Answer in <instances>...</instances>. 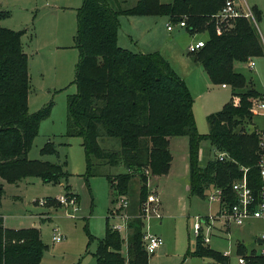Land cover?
<instances>
[{
  "label": "trees",
  "instance_id": "1",
  "mask_svg": "<svg viewBox=\"0 0 264 264\" xmlns=\"http://www.w3.org/2000/svg\"><path fill=\"white\" fill-rule=\"evenodd\" d=\"M224 1L138 0L123 8L119 2L113 7L107 0H83L77 9L76 92L67 97L64 136L81 137L85 175H101L95 169L105 165L125 168L124 172L106 175L114 193L112 203L122 198L126 201L118 210L110 209L111 216H119V211L127 209L132 178L138 177L140 186L135 215L128 213L125 221V236L108 224L107 217L104 236L98 239L92 252L93 264H149L150 254L143 241L145 221L140 209L149 193V171L151 175H166L170 169V137L187 138L189 194L206 198L217 188L225 204L231 205L236 201L231 185L242 177V167H248L249 187L256 195L259 193V130L235 128L243 119L252 121L256 115L254 103L260 101L263 93L234 69V63L264 56V43L247 17L219 22L215 15ZM252 10L257 22L263 23L264 33V9ZM7 13L0 10V20ZM120 15L167 16L173 23L185 18L190 34L207 32L204 45L190 52L192 59L202 66L213 84H225L231 89L223 107L208 115L207 134L197 131L192 96L170 63L157 51L134 52L118 44ZM217 24L221 25V32L216 31ZM24 32L0 25V178L8 183L27 177H37L44 183L65 180L66 197H74L77 203L78 194L67 181L70 173L65 169L66 162L59 164L27 156L51 105L28 111V56L21 42ZM100 138L117 140L119 148H103ZM203 140L210 142L214 152L212 158L201 163L199 146ZM56 152V145L50 140L40 149L41 155ZM218 152L226 153L227 157L218 159ZM1 191L0 183V194ZM46 201L60 206L55 197H46ZM3 222L0 214V264H39L47 249L40 229L7 228ZM85 228L88 248L94 236L87 224ZM237 249L245 264H264V255H244L241 244ZM189 255L226 262V255L212 250L198 238Z\"/></svg>",
  "mask_w": 264,
  "mask_h": 264
},
{
  "label": "rangeland",
  "instance_id": "2",
  "mask_svg": "<svg viewBox=\"0 0 264 264\" xmlns=\"http://www.w3.org/2000/svg\"><path fill=\"white\" fill-rule=\"evenodd\" d=\"M171 1L160 0L163 3ZM82 3L83 0H0V9L8 12L0 20V25L14 31H25L21 42L28 56V111L35 112L51 105L50 113L40 122L38 134L27 156L59 164L66 162L65 169L70 173L68 184L79 197L74 206L59 203L60 206L56 207L47 204L46 197L58 199L57 197L64 195L65 180L44 183L37 177H27L17 183H8L0 178V214L4 217L6 227L18 229L34 226L40 229L47 249L39 264H88L93 261L92 252L98 239L104 236L107 217L109 225L126 223L123 215H135L137 207L140 186L138 177H134L130 184L127 209L119 211V216H111L109 210L116 211L120 205L119 201L112 203L114 193L106 175L124 172L125 168L121 165H105L95 169L101 175H85L86 160L81 137L64 136L67 97L76 92L74 80L79 50L75 46L74 37L77 31V9ZM121 3L124 7H130L135 4V0ZM239 3L242 11L251 10L255 22L249 19L264 43L261 36L263 23L257 22L252 10L256 7L262 11L264 0H239ZM114 5L111 4L115 7ZM120 19V43L121 38L130 39V34L133 41L141 47L159 52L170 63L177 75L185 81L192 96V112L197 131L207 134L208 115L220 110L231 95L230 88L223 89L220 84H213L201 65L196 68L193 66L192 54L188 52L187 46L195 40L206 38L207 32L192 35L186 27H179L173 22V30L169 31L166 28V22L169 21L167 16L149 17L150 22L134 24L129 23V16H121ZM132 51L135 52V49ZM255 62L256 66L252 70L247 67L244 69V64L240 62H235L234 68L237 71L243 70L247 78L252 76L255 88L263 91L264 56L257 57ZM257 104L258 101L254 103V113L258 111ZM254 127L258 130L264 127L263 114L254 116L251 122L243 119L235 130L249 131ZM47 140L55 143L57 152L41 155L40 149ZM171 142L173 160L168 174L151 175L150 171L148 174L149 193L146 196L157 193L159 205H147L146 198L140 209L144 214L145 207H152L161 215V218L148 216L145 220V229L156 233L163 241L162 253L153 256L150 254L149 264H240L239 258L243 255L237 249L238 244L242 245L244 255H259L262 243H258V239L264 236L262 219L251 220L243 230L232 225L229 234L210 236L209 247L226 255V262L189 255L195 246L192 229L194 217L215 210L216 203L189 194L187 138L173 136ZM99 143L103 148H119V142L112 138H100ZM213 152L208 140L201 141L200 162L204 163L212 158ZM40 201L45 202L41 205ZM86 224L94 236L88 248ZM54 229L63 235L61 242H53ZM121 232L124 235L125 229Z\"/></svg>",
  "mask_w": 264,
  "mask_h": 264
},
{
  "label": "built area",
  "instance_id": "3",
  "mask_svg": "<svg viewBox=\"0 0 264 264\" xmlns=\"http://www.w3.org/2000/svg\"><path fill=\"white\" fill-rule=\"evenodd\" d=\"M241 5L239 0H225L222 8L215 15L217 19L221 22L222 20L233 19L235 17L244 16L247 18L253 19V15L250 9L241 10ZM170 21V20H169ZM166 24L167 30H173L171 25V21ZM255 22V20H254ZM179 27L186 26V19L182 18L176 22ZM216 31L221 32V25L217 24ZM204 41L198 40L194 43L188 45V51L194 52L200 47L204 45ZM248 67L252 68L254 66L253 60H248ZM223 87L225 84L222 85ZM257 109H259L264 115V92L260 101L257 104ZM259 159L257 163V167L259 170V175L261 178V186L259 189V193L256 195L253 193L252 189L249 187L246 172L248 167H242V177L233 181L231 187L234 193L236 194V201L231 205L225 204V201L222 200L221 190L214 189L210 191L206 199L211 202L216 203L215 210L205 214V215H196L194 217L195 221L193 223L192 229L195 238H198L202 241L203 244H208L210 236L215 234H228L231 226H242L245 222L250 219L262 218L264 219V127L259 130ZM216 157L220 160H223L227 157V154L224 152H218ZM58 201L64 205H76V200L74 197H66V195H61L57 197ZM159 196L157 193H152L147 197V205H159ZM45 201H40L39 203L43 205ZM120 206H125L126 201L120 199ZM156 208V207H155ZM154 213V214H153ZM117 215V214H116ZM144 221L148 216H155L157 218H161L160 213L151 209L144 208ZM124 220L126 221L127 216L123 215ZM113 229L118 231H122L126 229V223H115L112 225ZM63 235L54 229L52 233L53 242H59L63 240ZM262 240V248L260 251L261 255H264V236L261 238ZM143 241L145 243V249L148 254L154 253V251L162 244V238L157 234L146 230L143 233ZM240 264H245V260L243 257L239 258Z\"/></svg>",
  "mask_w": 264,
  "mask_h": 264
},
{
  "label": "crops",
  "instance_id": "4",
  "mask_svg": "<svg viewBox=\"0 0 264 264\" xmlns=\"http://www.w3.org/2000/svg\"><path fill=\"white\" fill-rule=\"evenodd\" d=\"M108 1V3L111 5H114V4H116V2H119L121 5H122V7L123 8H127V7H124L123 6V4L121 3V2H124V1H126V0H107ZM138 0H135V3L137 2ZM163 3V2H162ZM115 6V5H114ZM1 10V9H0ZM3 11H6V10H3ZM121 16H125V15H120V17ZM120 17H119V22H120ZM127 17V16H126ZM131 19H129V23L130 24H134L135 22H137V23H142V22H145V23H147V22H150L151 21V19H149V17L150 18H153V17H155V16H153V15H137V16H129ZM168 18V17H167ZM169 19V18H168ZM168 23V21L166 22V24ZM119 28H120V26H119ZM194 34H196V33H194ZM193 35V34H192ZM129 36V38L130 39H124V38H121L122 39V42L120 43V34H119V29H118V34H117V42H118V44L121 46V47H123V48H127V49H129V50H133V49H135V52H142V53H148V52H152L153 50H150V49H147V48H145V46H143V47H141L137 42H135V41H133V36L132 35H128ZM261 36L263 37V39H264V33H262L261 34ZM198 40H202V41H206L207 40V37L206 38H201V39H198ZM198 40H195L194 42H196V41H198ZM138 41V40H137ZM194 42H191V43H194ZM191 43H189V44H191ZM135 46H134V45ZM188 47V46H187ZM187 50H188V48H187ZM189 52V51H188ZM26 53V52H25ZM192 58V57H191ZM255 59L256 58H253L252 60H253V62H254V66L252 67V68H250V67H248V65H247V62H244L243 64H244V69L247 67V68H249L250 70H252V69H254L255 68V66H256V62H255ZM193 60V59H192ZM193 62V66L196 68L197 66H200L198 63H196L194 60L192 61ZM235 69V68H234ZM204 70V69H203ZM236 70V69H235ZM205 71V70H204ZM237 71V70H236ZM238 72H241V73H244L243 72V70H241V71H238ZM244 75H245V73H244ZM208 76V75H207ZM246 77V76H245ZM247 78V77H246ZM247 80L248 81H250L252 84H253V87L255 88V83H254V79L252 78V76H249L248 78H247ZM221 85V87L223 88V89H226V88H230L228 85H225L224 87L222 86L223 84H220ZM257 89V88H256ZM258 91H260V92H264V90L262 91L261 89H257ZM258 111H256L255 113H256V115H260V114H263L259 109H257ZM256 115H254V116H256ZM253 116V117H254ZM252 117V118H253ZM254 122V121H253ZM171 140H172V137H170V139H169V149H170V151H171V144H172V142H171ZM172 153V152H171ZM173 156V155H172ZM172 160H173V157H172ZM187 162H188V159H187ZM187 169H188V163H187ZM170 170V169H169ZM169 172V171H168ZM168 174V173H167ZM166 174V175H167ZM161 176H163V175H161ZM63 184V183H62ZM72 189V188H71ZM187 189H188V187H187ZM73 191V190H72ZM2 215V214H1ZM2 217H3V215H2ZM258 219H262V218H256V219H250V220H248L247 222H245L242 226H236V227H238V228H241V230H243L244 229V226H246V224L247 223H249L251 220H258ZM262 220H264V219H262ZM3 221H4V217H3ZM3 224H4V226L6 227V225H5V222H3ZM8 228V227H7ZM229 232H231V228L229 229ZM156 234V233H155ZM229 234V233H228ZM259 240V242L260 243H262V240L261 239H258ZM62 241V240H61ZM61 241H59V242H61ZM162 245H163V241H162V244L154 251V253H152L151 254V256H153V255H155L156 253H159V254H161L162 253V251H163V247H162ZM261 248H262V246H261ZM191 256V255H190ZM92 257H93V255H92ZM193 257H196V256H193ZM197 258H200V257H197ZM93 259V261H90L88 264H93V262H94V257L92 258ZM201 259H204V258H201ZM205 260V259H204Z\"/></svg>",
  "mask_w": 264,
  "mask_h": 264
},
{
  "label": "water",
  "instance_id": "5",
  "mask_svg": "<svg viewBox=\"0 0 264 264\" xmlns=\"http://www.w3.org/2000/svg\"><path fill=\"white\" fill-rule=\"evenodd\" d=\"M258 243H260L259 240H258Z\"/></svg>",
  "mask_w": 264,
  "mask_h": 264
}]
</instances>
